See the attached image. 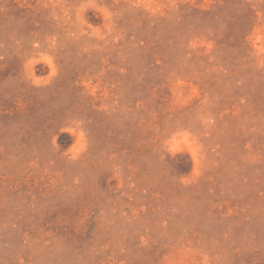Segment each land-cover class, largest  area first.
<instances>
[{"label": "rangeland", "instance_id": "rangeland-1", "mask_svg": "<svg viewBox=\"0 0 264 264\" xmlns=\"http://www.w3.org/2000/svg\"><path fill=\"white\" fill-rule=\"evenodd\" d=\"M0 264H264V0H0Z\"/></svg>", "mask_w": 264, "mask_h": 264}]
</instances>
